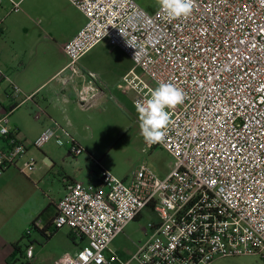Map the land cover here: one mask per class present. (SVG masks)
Here are the masks:
<instances>
[{"label": "built area", "instance_id": "built-area-1", "mask_svg": "<svg viewBox=\"0 0 264 264\" xmlns=\"http://www.w3.org/2000/svg\"><path fill=\"white\" fill-rule=\"evenodd\" d=\"M7 1L19 11L18 2ZM67 1L85 22L61 46L67 58L61 72L81 74L80 57L106 41L132 63L119 86L134 92L135 109L154 89L136 70L156 86L176 83L186 99L172 110L165 141L147 145L163 148L174 159L164 177L140 165L124 181L99 167L95 183L74 180L65 186L52 225L69 228L86 244L62 254L56 264L115 262L109 245L144 209L156 220L143 228L147 238L131 256L139 264H210L224 257L263 256L264 0H195L192 15L179 20L160 14L159 6L149 12L136 0ZM81 75L86 80L77 99L87 106L97 88L89 75ZM19 91L10 82L9 94ZM41 115V110L33 113L35 119ZM3 129L0 174L16 166L27 150L11 135L5 116L0 117ZM52 139L65 143L46 126L31 146L41 148ZM67 143L81 152L73 140ZM35 169V160L28 157L18 171ZM32 254L28 245L25 259Z\"/></svg>", "mask_w": 264, "mask_h": 264}, {"label": "crops", "instance_id": "crops-1", "mask_svg": "<svg viewBox=\"0 0 264 264\" xmlns=\"http://www.w3.org/2000/svg\"><path fill=\"white\" fill-rule=\"evenodd\" d=\"M136 1L149 12L158 7L151 8L153 4L150 5L145 0ZM3 3L8 4V8ZM9 4L7 0L0 2V70L7 77L0 80V117H6V126L11 135L24 142L27 150L16 166L9 167L0 174V264H18L13 263L18 257L28 264H56L62 254H73L86 244L84 238L75 236L69 228L55 229L52 225L56 214L55 203L63 195L65 186L84 177L82 173L88 167L85 158H90L92 163L97 164L91 155L94 149L87 144L86 130L90 127L93 132H98L100 123L104 121L102 116L111 106L121 113L123 111L137 115L132 104L134 92L119 86L122 76L132 67V63L120 49L109 46L106 41L100 42L81 56L77 62L81 74L86 73L85 70L91 71L102 84V89L96 87L90 104L81 106L77 92L86 79L81 74H72L68 70L61 72L67 62L61 46L83 26L85 17L70 4L77 17V22L72 25L69 15L62 13L68 5L62 4L59 6L62 21L56 20L50 25L46 23L47 32L39 28L34 38L27 40L21 50H13V55L7 58L2 51V40L6 34L2 19L9 13ZM48 29L57 33L51 34ZM22 31L28 35L30 28L23 27ZM10 82L19 87L20 91L16 96L9 94ZM30 95L31 98H28ZM38 110L42 111V115L35 119L33 113ZM46 126L55 128L56 134L65 143L60 146L50 140L41 148L31 146L33 139ZM68 140H73L77 146L85 149V154L79 158L73 156ZM3 147L4 140L0 138V149ZM28 157H33L36 162L35 173L23 174L18 169ZM37 172L42 177H37ZM92 173L93 170H90L85 177L89 182L95 183L96 173L94 176ZM53 179L58 184L49 199L33 187V182L44 180L53 189ZM124 179L126 178L122 180ZM33 189L37 194L35 202L32 199ZM49 209L52 211L45 222L43 211ZM33 222L34 228L31 227ZM29 227L30 233L23 239ZM16 243H29L32 246V258L25 259L22 247L20 253L13 256V245Z\"/></svg>", "mask_w": 264, "mask_h": 264}, {"label": "rangeland", "instance_id": "rangeland-1", "mask_svg": "<svg viewBox=\"0 0 264 264\" xmlns=\"http://www.w3.org/2000/svg\"><path fill=\"white\" fill-rule=\"evenodd\" d=\"M14 1L18 2L19 11H12L11 4H9V9H7L9 13L2 19V23L6 26V34L2 40L4 57L7 56V58H10L13 55V50H21L27 40L36 36L39 28L47 32V24L50 25V23L52 24L56 20L62 21V13L69 15L72 25L77 22L76 11H74V8L66 0ZM145 1L150 5L153 4L151 8L158 6L157 0ZM62 4L68 5L64 8L63 12L59 9V6H62ZM3 5L8 8V4L3 3ZM2 14L3 13H1V15ZM23 27L30 28L28 35H25L22 31ZM49 33L54 34L57 32L49 30ZM53 54L57 55L56 52H53ZM59 57L60 55H58L57 58L59 59ZM85 72L93 79L94 86L98 89H102V84L99 82L96 75L91 71L85 70ZM136 73L141 76L144 81L152 85L153 88L157 87L146 74L139 70H136ZM120 85H122V82ZM102 120L104 121L100 123L101 128L98 132H93L90 127L86 130L87 144L94 149L91 155L97 162V167L95 168L96 165L92 163L90 158H85L84 161L88 167H86L85 172L82 173L84 177L78 179L80 182L84 184L92 183L89 182L85 176L90 170H93L94 173H92V176H94L98 171V167L106 168L119 179L126 178L124 181H126L127 176L140 165L147 166L158 177H163L171 171L174 159L161 147L155 146L150 148L147 146L143 137L140 135L137 115H132L130 112L123 111L121 113L111 106L105 111ZM51 141L54 142V139ZM70 152L73 156L79 158L80 155L85 154L86 150L82 149L80 153L74 150ZM88 152L90 153V151ZM32 173H35V170L32 171ZM36 176L42 177V174L37 172ZM52 183L54 184L53 189L51 187L52 185L45 183L44 180L43 182H33V187H36L37 191L40 190L43 196L49 199V196H53L56 185L58 184L55 179L52 180ZM36 197L37 194L33 189V202H35ZM51 211L52 209L43 211L42 216L45 222L48 220L47 217ZM155 220V215L148 209H144L139 217L129 222L123 231L114 237L109 247L114 251L117 260L112 264H121L127 260H129L127 264H139L135 260H130L131 256L136 252L137 247L147 238L143 228L146 227L148 222H154ZM210 264H264V255L224 257L216 259Z\"/></svg>", "mask_w": 264, "mask_h": 264}, {"label": "clouds", "instance_id": "clouds-1", "mask_svg": "<svg viewBox=\"0 0 264 264\" xmlns=\"http://www.w3.org/2000/svg\"><path fill=\"white\" fill-rule=\"evenodd\" d=\"M157 4L160 14L177 20L189 18L195 8V0H157ZM185 99L183 88L168 81L150 89L148 98L136 104L140 135L148 146L165 141L173 123L172 110L182 105Z\"/></svg>", "mask_w": 264, "mask_h": 264}, {"label": "trees", "instance_id": "trees-1", "mask_svg": "<svg viewBox=\"0 0 264 264\" xmlns=\"http://www.w3.org/2000/svg\"><path fill=\"white\" fill-rule=\"evenodd\" d=\"M150 148H152V147H150ZM31 227H32V228L35 227L34 222H33V224H32ZM55 229H57V228H55ZM25 238H26V235L23 236V239H25ZM28 245H30V244H29V243H27V244H21V245H19L18 243L14 244V245H13V256H15L16 254H19V253H20V247L24 248V250H25V248H26ZM13 263H18V264H28L27 262L25 263L23 260H21V257H18V258H16V259H14V260H13Z\"/></svg>", "mask_w": 264, "mask_h": 264}]
</instances>
